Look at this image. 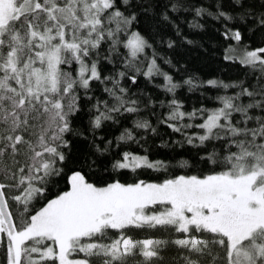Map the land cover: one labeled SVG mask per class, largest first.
<instances>
[{
  "label": "snow or ice",
  "instance_id": "snow-or-ice-1",
  "mask_svg": "<svg viewBox=\"0 0 264 264\" xmlns=\"http://www.w3.org/2000/svg\"><path fill=\"white\" fill-rule=\"evenodd\" d=\"M230 4L225 10L217 0L215 13L196 8L195 15L254 18L264 28V0L258 15L248 0ZM132 9L131 0H0V264H167L162 251L170 245L183 250L181 264H264V46L243 44L239 28L226 27L225 35L242 45V55L225 58L258 70L259 83L201 82L239 88L217 96L214 109L185 111L175 96L182 85L159 68L155 55L142 73L163 76L162 87L173 95L161 123L203 151L197 163L206 170L160 183L91 181L94 170L109 166L116 173L169 167L146 154L112 151L139 142L133 129L155 133L148 120H135L115 143L95 135L105 122L118 123L123 113L138 114L141 103H154L150 97L133 99L120 86L126 71L104 75L103 63H112L121 47L127 49L126 68L136 72L140 55L152 47L132 30L137 20ZM163 19L169 20L167 13ZM128 79L136 83V75ZM193 79L183 82L190 90ZM96 83L110 99L94 95ZM88 103L89 124L81 130L74 125ZM193 128L201 131L189 135L186 130ZM86 132L93 137L92 150L73 158L70 137L87 139ZM180 166L191 167L188 161ZM61 180L65 190L53 192ZM145 228L181 235L136 240L126 234ZM110 230L119 235L111 238ZM74 253L84 255L70 258Z\"/></svg>",
  "mask_w": 264,
  "mask_h": 264
},
{
  "label": "trees",
  "instance_id": "trees-1",
  "mask_svg": "<svg viewBox=\"0 0 264 264\" xmlns=\"http://www.w3.org/2000/svg\"><path fill=\"white\" fill-rule=\"evenodd\" d=\"M133 11L137 13V20L133 26V31H139L152 45L141 54L134 68H126L124 59L127 56V49L121 47L120 55L114 57L112 63H103L104 75L115 76L116 73L126 71L127 76L120 79V86L129 90V96L133 99H139L146 102L150 97L153 104L147 107L141 103V111L138 114L123 113L118 117V123L111 121L105 122L104 126L98 130L95 135L104 137L107 140H115L126 128H133L135 120H148L156 132L150 129H133L134 136L138 143L129 142L127 145L121 144L120 148H113V152L129 150L141 155H148L150 160L164 161L169 165L167 171L138 170L133 173L131 170H123L121 173L112 172L109 166L108 171L94 170L90 179L94 183L111 182L112 179H120L121 182L131 183L136 179H143L146 182H162L164 179L172 178L178 175L196 174L199 170H206L199 161V156L204 155L203 151L184 143V137L180 133H174L166 124L161 123L168 113L167 102L172 98L171 93H167L162 85L165 83L162 75H153L151 78L145 77L142 73L147 71L148 63L153 55L157 57L159 68L171 76L175 82L182 87L176 90L175 96L184 106L185 111H191L193 108L204 107L214 109L219 106L217 96L233 95L239 91L238 87L222 86L212 87L207 85V80L215 79L224 84H240L244 86H257L259 83L258 70H253L248 66L239 63L238 59H226V56L242 55V45L225 35L226 27L229 29L241 30L244 40L250 49L264 46V28H260L254 18H248L244 21L235 19L226 21L223 18L215 19L210 15H195L196 8H206L215 13L217 0H131ZM223 9L231 8L230 0H221ZM248 3L254 5L257 15L260 10V0H248ZM173 4H179L176 11L172 10ZM147 11H144V9ZM167 13L169 20L163 19V14ZM237 13H233L236 15ZM192 24H199L202 27H192ZM123 38V37H122ZM173 41L170 48L168 44ZM231 48L236 51L232 52ZM106 47V46H105ZM147 57V58H145ZM136 75V83L132 84L128 76ZM189 78L193 79L194 87L191 88L183 82ZM107 87H112L107 84ZM93 93L97 98L110 99L103 92V86L94 84ZM163 102V104H161ZM88 103L83 107L82 112L77 114L75 127L84 130L89 124ZM187 122V121H186ZM201 121L197 120L195 123ZM190 135L193 132H199V129H187ZM87 139L83 137H70L72 139V157L78 158L83 153L91 152L92 135L85 133ZM99 143V140H97ZM219 148V142H214ZM211 151V147H209ZM199 153V155H198ZM95 159V157H92ZM103 159V158H102ZM183 161H188L191 167H181ZM107 163V161H104ZM65 190L64 182L61 180L52 189L53 192ZM11 195V193H10ZM13 202L10 201V204ZM159 209L160 206H155ZM12 211H17V206L12 207ZM127 235H131L136 240L160 239L174 240L181 234L171 230L156 229H129ZM119 233L116 230H110L109 236L116 238ZM108 242V241H106ZM179 249L175 245L166 247L162 254L166 258L167 264L175 259L176 264H181L182 257ZM83 253L72 256H83ZM3 260V249L0 248V262Z\"/></svg>",
  "mask_w": 264,
  "mask_h": 264
},
{
  "label": "rangeland",
  "instance_id": "rangeland-1",
  "mask_svg": "<svg viewBox=\"0 0 264 264\" xmlns=\"http://www.w3.org/2000/svg\"><path fill=\"white\" fill-rule=\"evenodd\" d=\"M154 183H160V182H154ZM83 256H72L70 258H82Z\"/></svg>",
  "mask_w": 264,
  "mask_h": 264
}]
</instances>
